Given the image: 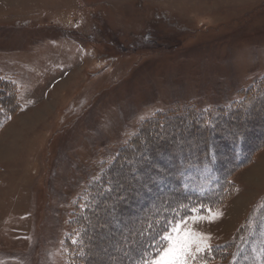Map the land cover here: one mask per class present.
Here are the masks:
<instances>
[{"label":"rangeland","instance_id":"obj_1","mask_svg":"<svg viewBox=\"0 0 264 264\" xmlns=\"http://www.w3.org/2000/svg\"><path fill=\"white\" fill-rule=\"evenodd\" d=\"M0 77L15 82L21 103L0 129V264H70L79 199L141 133L104 179L113 192L97 198L105 215L86 236V264H136L140 226L174 202L155 203L151 188L142 197L144 186L197 157L205 136H191L194 117L149 121L228 107L264 78V0H0ZM233 119L246 120L251 143L264 136V102L221 124ZM250 163L230 176L219 215L190 222L210 234L212 251L264 200V149ZM207 253L194 264L232 260L230 248L213 261ZM261 256L238 264H264Z\"/></svg>","mask_w":264,"mask_h":264},{"label":"trees","instance_id":"obj_2","mask_svg":"<svg viewBox=\"0 0 264 264\" xmlns=\"http://www.w3.org/2000/svg\"><path fill=\"white\" fill-rule=\"evenodd\" d=\"M243 92L242 98L237 103L235 102L217 111L213 108L206 110L193 108L189 109L188 112L186 111V114L182 113L181 116L179 115L176 118L168 116L149 121V124L154 126H166L167 123H171V120H188V118L194 117L197 121L192 124L191 133L193 134L191 136H197L200 128L205 136L195 143L197 157L194 158L192 153L188 154L190 156L188 158L184 155L185 161L176 167V172L173 175L168 173L160 174L158 172V179L148 182L144 186L146 189L148 188V191L142 197L150 196V188L154 191L157 190L158 200L155 203H166L172 198L174 202L170 207L177 209V213L184 216H187V213L178 208L180 203L189 207L193 205L199 207L202 203L205 208L200 209L199 213H205L208 208L212 210L225 202L233 188L230 176L245 169L248 164H251L250 162L253 161L255 155L264 149V136L254 140L252 143L249 140L244 130L246 120L237 122L233 119L224 123V125L221 124L226 116L233 115L234 118L244 116L255 104L261 105L264 102V78L255 87L251 86ZM8 99L12 100L8 101ZM20 104L15 82L8 78L0 77V129L20 109ZM218 118L220 119L219 123L214 124ZM174 123L176 125V122ZM149 124H146L145 127ZM175 127L178 129L179 126L176 125ZM142 136L141 133L136 135L134 140L123 149L122 153L118 154L116 159L105 168L100 179L92 183L86 194L79 199L76 216L72 219V229L68 233L65 245L70 257V264H86L91 252L86 236L93 232L89 225L105 215L97 198L105 191L113 192V186L105 190L103 181L105 178H112L110 175L112 169L116 167L119 161L121 162L123 155L127 154L125 152L133 150L135 143ZM215 136H219V142H210V138L212 139ZM223 148L226 149V152L225 156L221 158L220 152ZM130 195L133 196L132 191L124 195V199L128 200ZM147 203L145 202V205H150V200ZM82 204L84 205L83 207H81ZM80 210H82L81 213ZM173 214L172 210H161L156 212V214H152L148 222L140 226L141 232H144L145 235L143 237L136 235V239L150 242L159 230L160 225L157 221L162 223L166 217H171ZM149 224H152V229H149ZM229 248L232 253V260L228 264H238L241 254H247L251 257L252 255L254 256V252H257V254L262 252L263 256H261V259H264V200L257 206L247 223L230 243L214 249L215 251L208 252L204 258L207 261L216 260L220 254L223 255V250ZM134 255L136 256L134 261L138 264L140 256L139 254ZM240 264H242V261H240Z\"/></svg>","mask_w":264,"mask_h":264},{"label":"snow or ice","instance_id":"obj_3","mask_svg":"<svg viewBox=\"0 0 264 264\" xmlns=\"http://www.w3.org/2000/svg\"><path fill=\"white\" fill-rule=\"evenodd\" d=\"M178 208L184 210L187 216L179 215L177 209H172L174 214L171 217H166L162 223L157 221L160 227L150 242L142 239L134 241L140 249L138 264H194L203 258L204 253L212 251L210 234L192 228L190 222L196 224L205 219L211 222L219 213L213 214L208 208L209 215L200 216V209L205 208L202 203L199 207L180 203ZM149 229H152V224H149ZM137 235L143 237L145 233Z\"/></svg>","mask_w":264,"mask_h":264}]
</instances>
